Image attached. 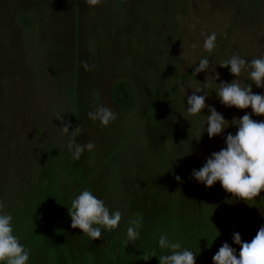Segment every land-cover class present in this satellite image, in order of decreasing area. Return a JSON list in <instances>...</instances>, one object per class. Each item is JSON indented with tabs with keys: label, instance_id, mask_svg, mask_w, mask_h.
Segmentation results:
<instances>
[{
	"label": "rangeland",
	"instance_id": "374dc122",
	"mask_svg": "<svg viewBox=\"0 0 264 264\" xmlns=\"http://www.w3.org/2000/svg\"><path fill=\"white\" fill-rule=\"evenodd\" d=\"M21 14L33 17L34 31H26ZM213 32L216 46L209 53L203 45ZM234 54L248 62L264 58V0H101L95 7L84 0H0V201L4 204L34 179L47 150L60 154L69 142L94 141L95 149L76 161L90 175L114 152L87 186L110 211L120 210L122 219L112 232L102 230V238H89L91 245L76 239L73 245L95 248L98 255L138 210L146 220L166 210L164 186L175 175L181 177L176 180L179 208H198L203 199L206 205L215 202L225 214L218 230L233 234L235 216L248 204L241 207L244 201L234 200L219 182L209 188L190 177L211 153L226 147L227 134L238 130L236 121L252 112L250 107H226L216 94L219 83L236 79L230 66H220ZM203 58L211 67L195 75ZM82 61L92 70L85 71ZM249 71L238 78L241 86L252 83ZM180 79L165 103L153 110ZM118 80L133 89L128 113L112 96ZM195 88H203L206 104L227 120V128L214 138L205 130L208 107L196 116L187 112V97ZM252 88L264 94L254 83ZM101 104L117 114L103 128L87 115ZM150 112L156 124L148 120ZM58 114L63 120L56 119ZM252 118L264 121V115ZM110 171L114 178L119 175L116 192L104 182ZM80 237H85L81 229Z\"/></svg>",
	"mask_w": 264,
	"mask_h": 264
},
{
	"label": "trees",
	"instance_id": "16d2710c",
	"mask_svg": "<svg viewBox=\"0 0 264 264\" xmlns=\"http://www.w3.org/2000/svg\"><path fill=\"white\" fill-rule=\"evenodd\" d=\"M19 19L28 33L34 31L35 21L32 16L21 14ZM181 83L182 79L178 80L170 92L160 96L153 110L163 105ZM74 89V86L69 87L72 92ZM111 92L114 101L125 113L133 108V89L127 81H116ZM151 112L148 114V120L156 124V118ZM47 151L41 157L42 169L37 171L29 184L21 186L13 195H9L2 209V213L12 215L13 234L30 253L27 264H159L158 256L170 254V250H162L159 247L161 234L171 242H179L181 249L188 248L196 252V264H213L212 257L225 242L239 254L240 245L233 242V234L218 230L224 225L223 211H220L215 202H208L206 205L205 199L201 200L198 208L180 209L174 178L171 179V184L164 186V190L158 188L168 194L167 201L163 200L168 202L166 210L149 220L144 218L142 209L129 217L130 220H139L142 224L138 229L140 236L135 244L126 242V227L124 230L120 229L121 233L115 235L99 250L98 255L93 250L95 248L76 247L72 244L73 239L90 245L92 243L88 236L80 237V229L71 227L68 207H71L77 194L88 190L90 180L114 152L109 154L92 174L86 175V165L77 162L68 147L60 154ZM118 179L119 175L114 178L111 171L109 172V177L104 182L109 183L110 191H118ZM137 179L142 181V178ZM151 185L147 188H153L154 185ZM162 196L164 197V194ZM249 203L252 206L247 203L249 208L241 213L239 211L235 216L236 223L234 222L235 232H239L242 240L247 242H250L264 225V191ZM245 204L244 201L241 207ZM145 254L151 257L147 261L143 259Z\"/></svg>",
	"mask_w": 264,
	"mask_h": 264
},
{
	"label": "clouds",
	"instance_id": "9594fccd",
	"mask_svg": "<svg viewBox=\"0 0 264 264\" xmlns=\"http://www.w3.org/2000/svg\"><path fill=\"white\" fill-rule=\"evenodd\" d=\"M89 7H95L101 0H84ZM217 35L215 32L208 35L204 41V49L211 53L215 48ZM220 66L229 68L230 73L236 77L231 82L219 83L220 87L216 94L220 102L226 107H236L244 110L251 108V113H246L236 121L237 131L235 134L228 133L225 139L226 147L211 153L206 162L199 169H193L190 178L212 187L219 182L222 188L232 195L234 200H243L252 206L249 201L258 197L264 191V121L252 118L264 115V94L253 93L252 84L256 87L264 88V58H254L250 62L234 54L230 59L223 61ZM85 71H91V67L86 61H82ZM210 62L207 58L199 61L194 67V74L210 69ZM248 72L249 80L247 86H241L238 78L245 69ZM207 81V79H206ZM210 86V82H209ZM192 95L187 97V112L196 116L206 107L210 114L207 115L206 131L209 138H214L223 133L225 117L217 111L214 106L206 104L207 94L203 88H195ZM197 92H204V95H197ZM88 118L92 121H99L100 127H107L117 119V114L105 105H98L94 111L88 112ZM56 119L63 120L59 114ZM71 124L65 123L62 126L64 133L69 132ZM81 129H75L79 134ZM196 139L199 141L202 136L197 132ZM69 152L74 159L79 160L81 155L87 150L92 151L96 145L94 141L86 144H73L69 142ZM175 179L180 182L181 177L175 175ZM4 204L0 201V264H27L30 253L19 242L13 234V217L10 214L2 213ZM68 214L71 217V227L79 228L83 235L90 239L102 238V230L112 232L119 227L122 219L120 210H111L105 202L97 198L90 190H83L72 201L68 207ZM262 214V213H261ZM264 215V214H262ZM142 227L139 220H130L127 227L126 242L135 244L139 238L138 229ZM233 242L240 245L239 254L229 243L225 242L212 257L213 264H264V225L256 232L250 242L242 240L239 232L233 233ZM209 243V241H208ZM159 247L170 250V254L160 255L159 264H196V252L183 248L179 242H171L161 234ZM212 243L209 245L211 247ZM151 257L144 255L147 261Z\"/></svg>",
	"mask_w": 264,
	"mask_h": 264
}]
</instances>
